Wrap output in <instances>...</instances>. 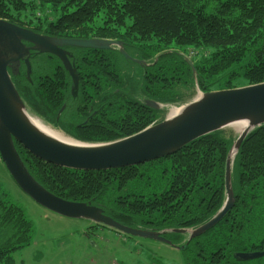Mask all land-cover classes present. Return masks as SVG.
<instances>
[{
	"label": "trees",
	"instance_id": "trees-1",
	"mask_svg": "<svg viewBox=\"0 0 264 264\" xmlns=\"http://www.w3.org/2000/svg\"><path fill=\"white\" fill-rule=\"evenodd\" d=\"M0 18L47 36L119 40L127 54L146 62L125 58L117 47L65 46L79 78L76 95L58 57L31 52L29 79L20 62L12 80L27 105L83 142L113 141L161 121L166 109L145 101L177 103L178 86L208 92L264 81V0H0ZM231 141L218 130L164 157L106 170L57 166L14 144L51 193L97 206L128 227L162 231L197 227L220 208ZM231 187L232 208L184 242L200 264H236L248 260L238 254L264 252V124L242 140ZM171 232L161 235L169 239ZM0 233V262L13 264L10 253L32 242V224L5 190ZM262 256L252 259L262 262Z\"/></svg>",
	"mask_w": 264,
	"mask_h": 264
},
{
	"label": "water",
	"instance_id": "water-1",
	"mask_svg": "<svg viewBox=\"0 0 264 264\" xmlns=\"http://www.w3.org/2000/svg\"><path fill=\"white\" fill-rule=\"evenodd\" d=\"M65 46L93 49L117 47L125 58L142 65L146 64L144 60L132 58L127 54L119 40L47 36L0 18V161L19 188L35 202L59 215L88 218L127 234L157 239L165 243H171L169 239L161 235L165 232L184 233L189 229L191 230L187 238L189 240L216 224L234 204L231 187L234 156L244 137L254 128L264 124V81L208 92H202L196 86L198 96L182 104L161 103L147 99L146 105L153 109L165 108L167 111V108L171 106L184 107L185 110L183 109V112L172 118H169L168 114L159 122L113 141L83 142L70 137L73 142H60L38 131L30 124L28 118L32 116L25 111L27 103L15 87L12 76L18 73L22 61L25 63L26 76L29 79L30 53L32 51L50 53L60 59L69 73L72 82L71 93L76 95L79 78L76 68L69 60L71 54L64 49ZM186 59L195 74L192 62L188 57ZM37 117L53 126L43 117L39 115ZM239 120H247L250 127L231 141L225 162L223 204L209 220L194 228L162 231L132 228L115 221L105 215L101 208L90 203L69 201L59 197L46 190L32 177L14 144L16 141L34 157L57 166L75 170H106L137 165L164 157L196 138L218 131L225 126L231 127L230 123ZM235 143V153L231 160L230 151ZM176 246L179 248L178 245ZM263 254V251H255L238 254V257L251 259Z\"/></svg>",
	"mask_w": 264,
	"mask_h": 264
},
{
	"label": "rangeland",
	"instance_id": "rangeland-1",
	"mask_svg": "<svg viewBox=\"0 0 264 264\" xmlns=\"http://www.w3.org/2000/svg\"><path fill=\"white\" fill-rule=\"evenodd\" d=\"M188 53L191 55L194 51L190 49ZM175 91L177 94L172 96V99L178 100L180 104L195 99L199 94L193 85L178 86ZM25 108L32 116V118L28 116L30 120L44 131L71 137L61 128L53 127L37 117L28 105ZM171 108L173 107L167 108L165 117L181 109ZM242 122H232L231 127L225 126L220 132L226 139L233 141L241 132L242 127L238 125H243ZM0 190L9 193L12 201L22 208L32 224V242L10 253L13 264H186V261L188 264H200V258L197 257L199 262H196L195 255L186 249L187 244L184 243L191 230L168 234L171 244L127 234L88 218L59 215L38 204L23 192L1 161ZM2 240L3 233H0V243ZM176 243H181L179 248ZM253 259L237 261L236 264H264V260L257 263Z\"/></svg>",
	"mask_w": 264,
	"mask_h": 264
},
{
	"label": "bare ground",
	"instance_id": "bare-ground-1",
	"mask_svg": "<svg viewBox=\"0 0 264 264\" xmlns=\"http://www.w3.org/2000/svg\"><path fill=\"white\" fill-rule=\"evenodd\" d=\"M184 107H182L181 109H179L175 114H171V116H169V118H172V117H174V116H176V115H178V114H180L181 112H183L184 110ZM28 121L30 122V124L34 127V128H36L38 131H40V132H42V133H44L45 135H47V136H49V137H51V138H54V139H56V140H58V141H60V142H67V143H69V142H73V140L71 139V138H69L68 136L66 137V136H63L61 133H56L55 135H53V133H49L48 131H44L43 129H41L40 127H39V125H37L36 123H34L32 120H30V118H28ZM239 121H243L242 123H244L243 125H238V126H240V127H242L241 128V132H240V134H239V136L240 135H242L250 126H249V123H248V121L247 120H239ZM233 126V125H232ZM235 146H236V143H235V145L232 147V149H231V151H230V159L232 160L233 159V156H234V153H235Z\"/></svg>",
	"mask_w": 264,
	"mask_h": 264
},
{
	"label": "flooded vegetation",
	"instance_id": "flooded-vegetation-1",
	"mask_svg": "<svg viewBox=\"0 0 264 264\" xmlns=\"http://www.w3.org/2000/svg\"><path fill=\"white\" fill-rule=\"evenodd\" d=\"M32 52H33V51H32ZM34 53H35V52H34ZM69 60H70V62H72L71 57H69ZM93 114H96V112L94 111ZM260 251H262V250H260Z\"/></svg>",
	"mask_w": 264,
	"mask_h": 264
}]
</instances>
